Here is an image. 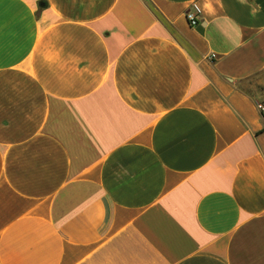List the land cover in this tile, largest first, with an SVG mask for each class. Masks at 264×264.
I'll return each instance as SVG.
<instances>
[{
  "label": "crops",
  "instance_id": "1",
  "mask_svg": "<svg viewBox=\"0 0 264 264\" xmlns=\"http://www.w3.org/2000/svg\"><path fill=\"white\" fill-rule=\"evenodd\" d=\"M259 104L264 0H0V264H264Z\"/></svg>",
  "mask_w": 264,
  "mask_h": 264
},
{
  "label": "built area",
  "instance_id": "2",
  "mask_svg": "<svg viewBox=\"0 0 264 264\" xmlns=\"http://www.w3.org/2000/svg\"><path fill=\"white\" fill-rule=\"evenodd\" d=\"M201 15H202L201 6L197 1L193 2L186 11V19L191 27H195L200 24ZM258 109L264 118V106L259 104Z\"/></svg>",
  "mask_w": 264,
  "mask_h": 264
}]
</instances>
